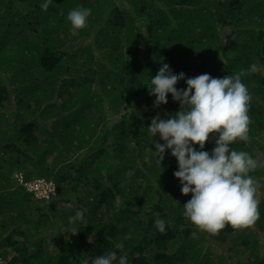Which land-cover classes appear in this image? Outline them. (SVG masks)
<instances>
[{
    "label": "trees",
    "instance_id": "1",
    "mask_svg": "<svg viewBox=\"0 0 264 264\" xmlns=\"http://www.w3.org/2000/svg\"><path fill=\"white\" fill-rule=\"evenodd\" d=\"M41 2L0 0V264H91L113 250L129 264H213L209 240L259 252L264 166L250 173L259 211L252 233L230 225L196 233L182 215L191 194L173 175L175 157L166 150L160 167L144 157L154 150L151 118L179 110L171 94L153 107L148 87L162 63L218 78L256 63L261 71L241 77L251 96L249 139L232 147L264 161V0H53L47 11ZM77 6L92 11L73 33L67 13ZM67 88L74 95L58 104ZM126 103L133 112L121 113ZM213 147L214 138L206 141L205 150ZM17 173L23 183L52 181L54 196L36 199ZM77 210L82 218L70 222Z\"/></svg>",
    "mask_w": 264,
    "mask_h": 264
},
{
    "label": "clouds",
    "instance_id": "2",
    "mask_svg": "<svg viewBox=\"0 0 264 264\" xmlns=\"http://www.w3.org/2000/svg\"><path fill=\"white\" fill-rule=\"evenodd\" d=\"M52 3L53 0H42L39 7L47 11ZM91 11L83 6L68 11L67 20L73 33L85 27ZM258 71L261 66L252 63L246 70L222 78L208 73L186 77L183 72L173 73L167 63H162L151 76V87L148 88L149 95L155 97L153 107L166 104L168 94H171L172 100L178 102L179 110L169 114L167 119L159 114L151 118L147 131L154 150L149 147L144 160H154L160 167L166 150L170 151L177 161L173 175L179 180L180 191L183 195L191 194L183 204L182 215L200 230L211 234L226 225L233 228L252 225L259 216L256 182L250 173L264 166V161L232 147L237 141L249 139L251 96L241 77L246 72ZM181 80L186 87L177 88ZM157 136L162 143L154 139ZM213 138L214 147L209 152L205 150V143ZM82 216L83 210H77L68 219L74 222ZM154 225L160 233L165 232L164 220L157 218ZM115 247L122 249L123 245ZM82 264H89L88 259ZM91 264L129 262L126 252L121 251L118 255L113 250L92 257Z\"/></svg>",
    "mask_w": 264,
    "mask_h": 264
},
{
    "label": "rangeland",
    "instance_id": "3",
    "mask_svg": "<svg viewBox=\"0 0 264 264\" xmlns=\"http://www.w3.org/2000/svg\"><path fill=\"white\" fill-rule=\"evenodd\" d=\"M240 18L241 17H239L238 19L237 18H235V22L237 21V23L236 24H239V22H240ZM226 32L224 31V34H225ZM238 38V37H237ZM237 38L236 39H232V41H231V43L232 44H236L237 43ZM81 41V40H80ZM89 40H86V42H88ZM89 43V42H88ZM230 43V44H231ZM98 52V54L100 55V57H102L104 54H101L99 51H97ZM103 58V57H102ZM105 61H103V63H104ZM96 88V87H95ZM94 88V90H96ZM67 90L69 91V94H67V95H65V94H63L60 98H59V102H58V104H62L61 102L62 101H64L65 100V98L66 97H68V95H74L73 93H75V91H74V89H70V88H67ZM65 93H67V92H65ZM65 95V96H64ZM69 104L67 103L66 104V106H68ZM109 104L106 102L105 103V107L107 108V107H109L108 106ZM124 107L123 106H121V113H124V111L125 112H133L131 109H130V105L128 104V103H126L125 104V110H122ZM60 113H62V111L61 112H59V114ZM129 115V114H128ZM255 147V146H254ZM254 150H255V152H257V154L259 155V153H258V151L254 148ZM262 168H258V170L259 171H261V172H264V169H262ZM19 177L20 176V173H17L16 175H15V178L16 177ZM44 180V182L46 181L47 182V180L46 179H44V178H37V179H35V180H33L32 182H30V183H33V182H35L36 180ZM262 184H261V186L259 187V188H262ZM263 191H264V188H263ZM263 191H260V192H262V196H263V200H264V194H263ZM40 196V195H39ZM36 199H40V198H37V197H35ZM188 222V221H187ZM189 224L193 227V229L194 230H192V231H195L196 233H200V232H203L204 233V231L203 230H200L199 228H197L196 226H194L190 221H189ZM254 227V223L252 224V225H247V226H244V227H241V228H239L240 229V232H242V231H248V232H250L251 231V233L253 232L252 230V228ZM259 236V235H258ZM260 237V243H259V245H260V251L259 252H257V253H253V252H244V253H242V255L240 254V253H236V252H233V251H228V246H234V244L233 245H231L230 244V241L228 240V242L227 243H224L222 246H218L214 241H212V240H207L208 242H205L204 244H205V249H204V251L205 252H207L206 251V249L208 248V252L210 253V259L212 260V263L213 264H216V263H218V262H220L221 264H236V262L237 261H239L241 264H250V263H254V264H256V261H258V260H260V258H264V234H263V236H259ZM235 248V247H234Z\"/></svg>",
    "mask_w": 264,
    "mask_h": 264
},
{
    "label": "built area",
    "instance_id": "4",
    "mask_svg": "<svg viewBox=\"0 0 264 264\" xmlns=\"http://www.w3.org/2000/svg\"><path fill=\"white\" fill-rule=\"evenodd\" d=\"M19 184L23 185L27 191L32 192L35 197L40 199H50L54 196L55 189L52 182L36 180L33 183H23L22 175L16 177ZM40 195V196H39Z\"/></svg>",
    "mask_w": 264,
    "mask_h": 264
}]
</instances>
